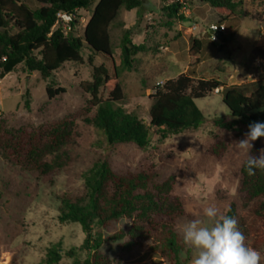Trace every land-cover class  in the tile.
Returning <instances> with one entry per match:
<instances>
[{
  "label": "rangeland",
  "instance_id": "1",
  "mask_svg": "<svg viewBox=\"0 0 264 264\" xmlns=\"http://www.w3.org/2000/svg\"><path fill=\"white\" fill-rule=\"evenodd\" d=\"M97 1L90 10L79 12L78 23L68 34L83 39ZM183 1L190 11L188 16L182 10L178 14L167 10L177 0H142L139 11L122 9L110 28L116 67L121 68L120 44L126 31L130 30L135 45L145 47L135 56L132 69L121 74L124 100L117 107L147 123L156 88L182 73L196 80L216 79L227 86L264 78L262 65L257 66L264 61V0H243L238 14L222 23L228 42L223 38L215 43L210 39L211 26L223 21L222 14L200 0ZM194 40L204 43L201 55L191 49ZM82 57L83 64L66 63L47 80L39 73L27 72L24 65L0 79V121L11 129L37 127L83 112L75 119V138L67 147L71 162L51 179L9 163L0 149V264H47L48 252L54 247L63 255L60 264H86L92 252L81 248L86 238L81 226L59 220L62 199L86 200V179L105 161L117 173L148 167L156 171L161 183L174 178L172 194L183 201L186 211L177 225L181 240L179 226L210 204L226 215L232 205L237 207V215L243 213L241 181L248 151L237 148L234 142L243 139L248 130L244 126L228 130L216 125L217 120L230 121L222 89L196 101L205 116L198 130L166 138L154 135L145 150L134 144L110 147L103 132L90 123L96 110H85L91 97L80 88V82L92 81L89 58L94 66L105 65L110 72L113 63L85 48ZM48 87H63L66 93L50 100ZM221 142L226 150L218 159L210 150ZM261 149L264 140L257 139L249 154L260 155ZM130 225L131 221L121 220L107 231L94 228L95 239L104 241L100 251L109 264H171L161 262L149 249H128L125 240H108ZM188 248L189 257L182 253L184 264H190L193 255ZM261 254L264 264V251Z\"/></svg>",
  "mask_w": 264,
  "mask_h": 264
},
{
  "label": "trees",
  "instance_id": "2",
  "mask_svg": "<svg viewBox=\"0 0 264 264\" xmlns=\"http://www.w3.org/2000/svg\"><path fill=\"white\" fill-rule=\"evenodd\" d=\"M95 1L0 0V79L24 65L27 72L39 73L47 80L66 63L83 64L84 48L94 56H102L112 62L113 71L110 72L105 65L94 66L93 59L89 58L93 69L92 81L80 82V88L91 97L85 110H96L90 123L103 132L110 147L134 144L145 150L154 135L166 138L198 130L205 122V116L196 101L218 89H222V100L229 109L230 121L217 120V126L228 130L244 126L248 130L251 122H264V78L251 84L227 86L216 79L196 80L192 75L182 73L156 88L151 96L149 123L117 107L124 100L121 74L132 69L135 56L143 53L145 47L135 45L130 30L126 31L120 44L121 68L116 67L110 28L122 9L139 11L142 0H98L83 39L65 34L61 29H53L59 12L73 14L79 10H90ZM200 3L222 14L224 18L219 25L235 17L244 5L243 0H200ZM185 6L187 3H173L167 10L178 14ZM77 23L78 20L74 21L72 28ZM262 24L264 26V17ZM223 38L228 42L221 33L220 39ZM203 48V41H193L191 49L195 55H201ZM46 92L53 100L65 94L66 89L48 87ZM26 108H29L28 102ZM82 113L61 121L19 129H11L5 121H0L3 158L21 169L51 179L71 162L67 147L74 141L75 119ZM261 140L264 137L258 139ZM225 150L226 146L221 142L214 145L210 153L220 159ZM85 185L88 192L86 200L62 199L59 220L81 226L86 235L81 248L92 252L86 264H109L100 251L104 241L95 239L94 228L107 231L121 220L131 221V225L120 229L108 240H125L128 249H149L156 252L163 263L184 264L182 253L190 256L191 250L177 233L178 222L186 217V211L183 201L172 194L174 178L161 183L156 171L148 167L117 173L105 161L86 179ZM241 192L243 213L237 215V207L232 205L227 215L237 219L239 230L247 238L246 243L263 252L264 171L256 170L254 176H249L244 163ZM62 258L61 251L54 247L49 250L46 263L60 264Z\"/></svg>",
  "mask_w": 264,
  "mask_h": 264
},
{
  "label": "clouds",
  "instance_id": "3",
  "mask_svg": "<svg viewBox=\"0 0 264 264\" xmlns=\"http://www.w3.org/2000/svg\"><path fill=\"white\" fill-rule=\"evenodd\" d=\"M261 137L264 122L256 121L248 125L243 139L234 142L248 151L245 168L249 176L264 171V149L259 157L249 154L253 142ZM179 231L183 243L192 249L190 264H261V252L246 243L237 219L222 213L215 204L204 207L200 215L180 225Z\"/></svg>",
  "mask_w": 264,
  "mask_h": 264
},
{
  "label": "built area",
  "instance_id": "4",
  "mask_svg": "<svg viewBox=\"0 0 264 264\" xmlns=\"http://www.w3.org/2000/svg\"><path fill=\"white\" fill-rule=\"evenodd\" d=\"M179 4H185L183 0H177ZM80 11L83 10H79L76 11L73 14L70 13H65V12H59L57 14V20L56 23L54 25V30L57 29H61L65 34H67L68 32L71 31L72 29V23H74V21L78 20V14ZM182 12L188 16V14H190V11L188 10V6H185L182 8ZM225 31V26L224 25H212L211 26V32H210V39L211 41L218 42L220 37L218 36V34H221ZM264 69V61H260L259 63H257V66H261ZM262 74L264 75V71L262 72ZM219 89L216 90V92L218 93Z\"/></svg>",
  "mask_w": 264,
  "mask_h": 264
},
{
  "label": "water",
  "instance_id": "5",
  "mask_svg": "<svg viewBox=\"0 0 264 264\" xmlns=\"http://www.w3.org/2000/svg\"><path fill=\"white\" fill-rule=\"evenodd\" d=\"M218 36L220 37V34H218Z\"/></svg>",
  "mask_w": 264,
  "mask_h": 264
},
{
  "label": "crops",
  "instance_id": "6",
  "mask_svg": "<svg viewBox=\"0 0 264 264\" xmlns=\"http://www.w3.org/2000/svg\"><path fill=\"white\" fill-rule=\"evenodd\" d=\"M134 11V10H133ZM12 74V73H11ZM10 75V74H9Z\"/></svg>",
  "mask_w": 264,
  "mask_h": 264
}]
</instances>
